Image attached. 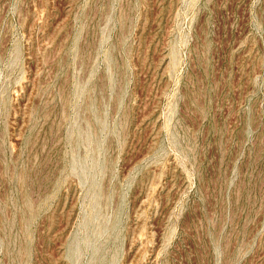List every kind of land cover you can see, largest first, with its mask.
Here are the masks:
<instances>
[{
	"label": "rangeland",
	"instance_id": "374dc122",
	"mask_svg": "<svg viewBox=\"0 0 264 264\" xmlns=\"http://www.w3.org/2000/svg\"><path fill=\"white\" fill-rule=\"evenodd\" d=\"M0 264H264V0H0Z\"/></svg>",
	"mask_w": 264,
	"mask_h": 264
}]
</instances>
